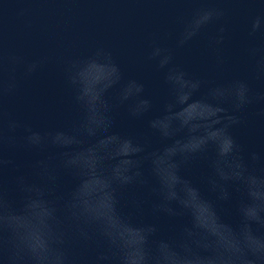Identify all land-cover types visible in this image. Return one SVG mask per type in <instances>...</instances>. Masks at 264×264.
I'll list each match as a JSON object with an SVG mask.
<instances>
[{
  "label": "water",
  "instance_id": "obj_1",
  "mask_svg": "<svg viewBox=\"0 0 264 264\" xmlns=\"http://www.w3.org/2000/svg\"><path fill=\"white\" fill-rule=\"evenodd\" d=\"M205 12L211 13L210 19L185 39L194 20ZM157 49L170 57L169 64L160 66V56L152 55ZM170 68L201 81L186 103L176 101L166 82ZM81 73H88L82 81ZM234 81L245 82L253 99L236 113L240 122L230 132L245 163L264 175V0H0V197L6 201L0 214L24 215L26 197L35 193L22 190V178L23 185L38 187L54 209L50 223L60 239L53 240L52 247L63 251L65 264H120L118 250L99 227L73 217L67 207L80 182L91 210L112 217L130 255L138 251L140 226L147 225L155 229L146 243L150 258L159 255L158 246L170 259L174 253L184 254L183 244L194 247L185 232L193 223L229 243L218 219L194 197L186 210L171 202L175 215L154 211L160 194L153 166L163 179L171 182L174 177L168 157L161 156L153 165L145 153L163 143L149 127L151 121L177 125L192 119L201 104L214 102L210 88ZM136 86L141 92L136 93ZM129 88V98L121 101ZM96 97L109 106L113 123L108 132L80 137V144L64 147L26 144L31 132L76 134L88 102ZM140 100L149 102L147 111L131 116L129 106L142 109ZM195 125L193 121L191 127L202 139L203 130ZM188 134V128L177 133L180 138ZM128 138L144 147L136 159L145 183L116 188L121 214L113 216L108 180L125 167ZM97 149L105 156L100 166ZM214 150L209 143L206 156L182 165L180 175L203 189ZM65 152L79 154L81 177L65 167ZM253 152L259 160H251ZM40 162L47 165L46 171ZM258 197H264V191L253 193ZM234 199H240V193H234ZM220 211L225 219L235 220L233 207L222 205ZM38 213L43 216L44 209L38 208ZM7 235L0 229V257L7 255ZM22 264L32 262L26 258Z\"/></svg>",
  "mask_w": 264,
  "mask_h": 264
},
{
  "label": "clouds",
  "instance_id": "obj_2",
  "mask_svg": "<svg viewBox=\"0 0 264 264\" xmlns=\"http://www.w3.org/2000/svg\"><path fill=\"white\" fill-rule=\"evenodd\" d=\"M210 16L211 13L208 12L201 14L194 20L192 30L188 31L184 38L191 36L195 28L207 22ZM258 24L259 21L253 25V28L255 29ZM152 55L160 56L161 67L170 62V57L160 55L159 49ZM87 74L81 73V81ZM165 79L178 103H186L191 93L201 85L200 80L186 78L182 71L175 68L169 69ZM141 90L140 86L135 87L136 93ZM130 92L131 88L125 92L121 101L127 100ZM208 94L214 102L201 104V111L192 119L180 120L177 125L171 122L163 124L161 121L149 123V127L159 134L163 143L161 147L145 153V158L151 159L155 165L157 159L166 156L173 171L174 178L169 182L160 176L155 166L151 170L158 181L157 190L160 194V202L154 205V211L175 215L171 202L186 210L190 199L194 197L218 219L229 235V243L225 244L215 233H208L199 223H193V229H198L199 232L187 228L185 232L191 238L194 247L185 243L184 254L174 253V258L170 259L161 253L158 246L159 255L150 258L146 251V243L149 234L155 229L147 225L140 226L138 251L135 255H130L126 245L115 232L112 217L99 216L91 210L90 197L82 191L79 182L72 191L67 207L73 217H82L99 227L101 234L118 250L120 264H150V259L154 260V264H260L264 261V197L253 198L254 192L264 191V175L257 174L245 163L241 156L240 145L230 132V128L240 122L236 113L250 104L253 97L250 95L248 85L243 81L212 87ZM139 104L143 106L142 109L129 106L131 116L138 117L147 111L149 106L147 100H140ZM225 105H230L231 110ZM193 121L196 122L197 129L203 130L199 133L202 139L197 138L195 130L191 127ZM112 123L109 106L99 103L96 97L88 102L85 117L76 134L54 132L41 136L31 132L25 137V142L28 146H41L44 143L61 147L80 144L82 141L80 137H93L98 132H108ZM184 128L189 129V134L183 138L178 137L177 133ZM124 142L129 148V151L124 153L127 157L124 161L125 167L119 173L110 176L108 180L113 216L121 214L115 195L116 188L145 183L140 163L136 159L138 154L144 153L143 145L133 142L131 138ZM209 143L214 145L215 150L208 165L211 172L205 177V187L202 189L187 177L181 176L180 170L182 165L193 159L206 156ZM63 155L65 167L75 169L81 177L83 169L80 166L79 154L65 152ZM95 157L97 166L102 165L101 162L105 159L104 153L97 149ZM250 158L252 161L260 159L255 152L250 154ZM40 163L46 171L47 165ZM20 183L23 191L34 192L35 196L26 197L23 216L15 211L0 214V229L8 233L4 242L7 255L0 257V264H22L26 258L32 264H65L66 257L63 251L52 247L53 240L59 242L60 239L54 234L50 223L54 220V209L49 206V202L41 198L42 193L38 187L23 185L22 178ZM234 193H240V199L235 200ZM5 203L4 198L0 197V206ZM222 205L234 208V221L224 218L220 211ZM38 208L44 209L43 216L39 215Z\"/></svg>",
  "mask_w": 264,
  "mask_h": 264
}]
</instances>
